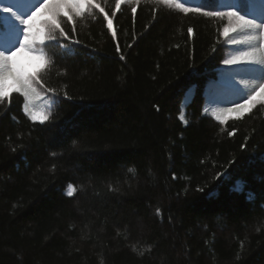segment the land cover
<instances>
[{"label": "trees", "instance_id": "obj_1", "mask_svg": "<svg viewBox=\"0 0 264 264\" xmlns=\"http://www.w3.org/2000/svg\"><path fill=\"white\" fill-rule=\"evenodd\" d=\"M116 2L62 16L40 95L0 102V264H264V71L225 65L249 45L204 15L264 0ZM22 27L0 13V49Z\"/></svg>", "mask_w": 264, "mask_h": 264}, {"label": "snow or ice", "instance_id": "obj_2", "mask_svg": "<svg viewBox=\"0 0 264 264\" xmlns=\"http://www.w3.org/2000/svg\"><path fill=\"white\" fill-rule=\"evenodd\" d=\"M24 2L27 3L28 0H24ZM136 2L138 3L139 0H136ZM155 2L169 3L170 0H155ZM0 5H2L0 6V13L5 14L6 18H14L23 26L21 29L23 38L18 41L17 48L15 50L0 49V102H3L6 98H10L12 93L19 94L25 101H30L40 95L38 88H45L41 73L48 68L49 59L45 55V52L40 51L36 46H44L46 50L48 42H54L58 46L63 47L59 37H63L64 40H68L70 37L61 26L62 16L66 15L68 21L71 22L75 16L81 15L88 6L99 9L101 13L104 12V8L95 3V0H36V3L33 5L34 10L30 8V14L25 13L23 17L18 11H14V8L18 9L19 7L18 0H2ZM203 6L185 7L183 0L181 3L176 4V7L185 13L198 11ZM116 8H120V0H117ZM45 10L49 11L50 18L43 20L41 25L37 26L35 23L37 17L45 12ZM133 12H135V9H133ZM113 15H115V12H113ZM204 15L217 17L220 20L226 19L227 23L223 27L221 34L224 37H229L230 33L242 35V39L233 37L231 43L234 45H249V50L240 51L231 58L224 60L223 63L225 65L231 67L241 63L255 64L260 67L261 71H264V22L256 23L254 19H247L245 15L240 14L236 10H210L205 12ZM104 19L107 21V27L111 29L112 20L107 15H105ZM74 31L75 28H73ZM191 31L189 29V34H191ZM73 43L78 44L79 41H73ZM25 50L34 59L41 61L43 67L30 72L23 66L18 65L16 57L20 52H24ZM117 51H119V45H117ZM120 58L124 59L123 56ZM46 90L52 91L51 89ZM260 91L264 92V85L260 87ZM252 99H254V96ZM245 106L240 105L238 108L229 109L228 111H239V108ZM25 110H27V104H25ZM30 118L33 121L39 120L41 123L48 119L42 113L39 115L32 113Z\"/></svg>", "mask_w": 264, "mask_h": 264}, {"label": "rangeland", "instance_id": "obj_3", "mask_svg": "<svg viewBox=\"0 0 264 264\" xmlns=\"http://www.w3.org/2000/svg\"><path fill=\"white\" fill-rule=\"evenodd\" d=\"M44 13L46 14V19H49V18H50V13H49V11H48V10H45Z\"/></svg>", "mask_w": 264, "mask_h": 264}]
</instances>
